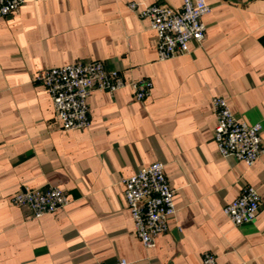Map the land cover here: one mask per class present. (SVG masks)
<instances>
[{
	"label": "crops",
	"instance_id": "obj_1",
	"mask_svg": "<svg viewBox=\"0 0 264 264\" xmlns=\"http://www.w3.org/2000/svg\"><path fill=\"white\" fill-rule=\"evenodd\" d=\"M181 8L183 0H25L0 18V264H264V154L251 167L218 153L214 97L263 126L264 0H206L205 39L158 60L157 34L130 3ZM100 61L130 82L88 99V129L64 131L43 69ZM160 162L176 214L154 248L136 235L124 179ZM247 186L256 220L235 226L224 207ZM58 187L68 205L33 218L10 203L20 191Z\"/></svg>",
	"mask_w": 264,
	"mask_h": 264
},
{
	"label": "built area",
	"instance_id": "obj_2",
	"mask_svg": "<svg viewBox=\"0 0 264 264\" xmlns=\"http://www.w3.org/2000/svg\"><path fill=\"white\" fill-rule=\"evenodd\" d=\"M25 0H0V18L18 13ZM130 3L129 8L149 21L157 34L159 61L189 54V43L201 44L205 39L203 17L211 12L206 0H183L181 8L160 5L144 6ZM48 89L57 119L64 131L88 129L91 125L88 99L94 91L114 93L128 85L135 90L136 100L147 98L152 90L149 80L128 83L115 69H107L100 61L78 62L62 67L46 68L35 77ZM212 104L216 116L214 140L218 153L224 158H235L253 166L264 154L263 126L238 120L223 97H214ZM124 197L133 217L135 232L146 248H154L157 238L168 232V221L176 212L175 190L170 186L165 165L160 162L141 168L124 179ZM10 203L31 211L33 218H41L64 209L69 201L58 187L20 191ZM258 191L247 186L241 196L224 207V214L235 226L256 220L261 210ZM211 253L204 255L203 264H216ZM128 264L121 259L115 263Z\"/></svg>",
	"mask_w": 264,
	"mask_h": 264
}]
</instances>
